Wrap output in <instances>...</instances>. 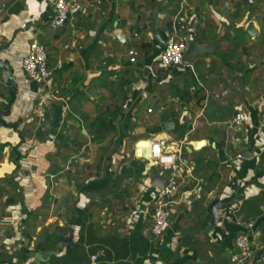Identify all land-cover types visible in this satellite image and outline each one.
Returning a JSON list of instances; mask_svg holds the SVG:
<instances>
[{
    "label": "crops",
    "instance_id": "obj_1",
    "mask_svg": "<svg viewBox=\"0 0 264 264\" xmlns=\"http://www.w3.org/2000/svg\"><path fill=\"white\" fill-rule=\"evenodd\" d=\"M83 1L88 16L55 29V0H0V57L17 83L0 68V264H232L243 234V264H264V0ZM174 30L207 51L159 69ZM33 40L47 85L22 70ZM156 139L181 150L169 171L136 152L142 142L151 158ZM233 194L214 225L211 204ZM163 198L170 227L151 239Z\"/></svg>",
    "mask_w": 264,
    "mask_h": 264
},
{
    "label": "built area",
    "instance_id": "obj_2",
    "mask_svg": "<svg viewBox=\"0 0 264 264\" xmlns=\"http://www.w3.org/2000/svg\"><path fill=\"white\" fill-rule=\"evenodd\" d=\"M226 6H229V3H227ZM89 10V4L83 0H55L54 16L51 21L52 27L61 29L68 25L72 29H75L76 19L78 17L88 16ZM177 31L178 30H174V33L167 39L166 46L157 62L159 69L181 68L185 65L184 57L188 50V41L180 39ZM138 55L139 53L136 50L130 51V62L135 63ZM22 70L29 80L38 84H49L52 71L48 63V52L44 45L36 40L30 43L28 52L22 61ZM148 112L151 113L152 109H149ZM40 115L43 117V112L40 111ZM249 120V115L241 111L236 113L232 119L231 125L234 128L241 129ZM140 143L136 145L137 154L142 150V155H139V158L143 161L154 162L165 171L171 170L175 166L176 161H181V158L176 156L181 150L179 149L176 153L170 152L169 142L166 139H156V141L151 144V158L147 157L148 150L139 148ZM170 205V201L163 198L155 206L153 211V222L148 230V235L151 239L162 237L168 231L171 219ZM253 226V222L248 224L250 229H252ZM236 247L238 252L231 257V263L243 264L250 258L253 252L250 235L243 234L238 237ZM97 259L98 256H93L91 258V264H96Z\"/></svg>",
    "mask_w": 264,
    "mask_h": 264
},
{
    "label": "water",
    "instance_id": "obj_3",
    "mask_svg": "<svg viewBox=\"0 0 264 264\" xmlns=\"http://www.w3.org/2000/svg\"><path fill=\"white\" fill-rule=\"evenodd\" d=\"M114 1V0H112ZM248 32L251 33L252 35L256 33V29L254 28V25L251 23L248 26ZM4 49V47H0V53L2 52V50ZM207 51V48L204 46H201L199 43H191L188 47V50L185 54L184 57V64L186 65H192L194 64L196 58L198 55H202ZM0 68L3 70L4 75L8 78V82L10 85H14L16 86L17 83L14 79V75L12 73V69H11V64L9 62L4 61L1 57H0ZM166 129L169 131V124H167ZM149 155V154H148ZM241 200V198H237L235 196V194H233L231 197L225 198V199H218L215 200L211 206H210V212L213 215V224L216 225L218 222V217H219V210L224 207L225 205H227L228 203H230L231 201L233 202H239ZM74 230H75V226L74 223L71 224V232L69 237H66L64 242L65 243H71L74 240Z\"/></svg>",
    "mask_w": 264,
    "mask_h": 264
},
{
    "label": "trees",
    "instance_id": "obj_4",
    "mask_svg": "<svg viewBox=\"0 0 264 264\" xmlns=\"http://www.w3.org/2000/svg\"><path fill=\"white\" fill-rule=\"evenodd\" d=\"M12 99H11V102H10V105H8L7 106V111L5 112V114H9L10 113V108H11V105H12V103H14V99H15V93L14 92H12ZM5 126H8V125H6V124H4ZM13 152H16V153H18V147H14L13 148ZM20 156V155H19ZM18 160V159H17ZM19 161V160H18Z\"/></svg>",
    "mask_w": 264,
    "mask_h": 264
},
{
    "label": "rangeland",
    "instance_id": "obj_5",
    "mask_svg": "<svg viewBox=\"0 0 264 264\" xmlns=\"http://www.w3.org/2000/svg\"><path fill=\"white\" fill-rule=\"evenodd\" d=\"M48 52V51H47Z\"/></svg>",
    "mask_w": 264,
    "mask_h": 264
}]
</instances>
